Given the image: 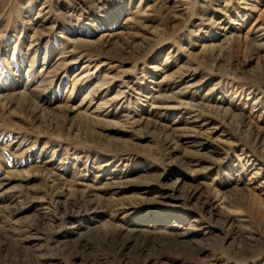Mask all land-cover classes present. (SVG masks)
<instances>
[{
    "label": "rangeland",
    "instance_id": "obj_1",
    "mask_svg": "<svg viewBox=\"0 0 264 264\" xmlns=\"http://www.w3.org/2000/svg\"><path fill=\"white\" fill-rule=\"evenodd\" d=\"M0 264H264V0H0Z\"/></svg>",
    "mask_w": 264,
    "mask_h": 264
},
{
    "label": "bare ground",
    "instance_id": "obj_2",
    "mask_svg": "<svg viewBox=\"0 0 264 264\" xmlns=\"http://www.w3.org/2000/svg\"><path fill=\"white\" fill-rule=\"evenodd\" d=\"M79 105H77L76 107H73V109H78ZM80 113V112H79ZM229 114V113H228ZM235 116V115H234ZM179 182V179H177L172 186H176V184ZM187 194L189 197H196L200 195L199 189L198 188H191L189 190H187ZM166 195V194H165ZM185 232H188L187 230Z\"/></svg>",
    "mask_w": 264,
    "mask_h": 264
}]
</instances>
